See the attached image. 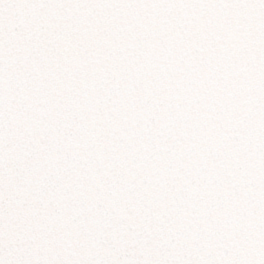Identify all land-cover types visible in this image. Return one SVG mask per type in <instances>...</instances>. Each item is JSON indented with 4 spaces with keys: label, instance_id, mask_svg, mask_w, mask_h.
Segmentation results:
<instances>
[{
    "label": "snow or ice",
    "instance_id": "6c2138e0",
    "mask_svg": "<svg viewBox=\"0 0 264 264\" xmlns=\"http://www.w3.org/2000/svg\"><path fill=\"white\" fill-rule=\"evenodd\" d=\"M0 264H264V0H0Z\"/></svg>",
    "mask_w": 264,
    "mask_h": 264
}]
</instances>
